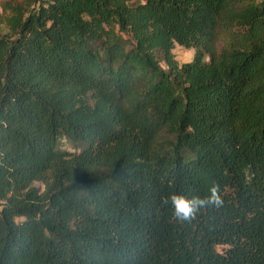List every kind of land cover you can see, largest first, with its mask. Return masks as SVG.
Instances as JSON below:
<instances>
[{
  "label": "trees",
  "instance_id": "trees-1",
  "mask_svg": "<svg viewBox=\"0 0 264 264\" xmlns=\"http://www.w3.org/2000/svg\"><path fill=\"white\" fill-rule=\"evenodd\" d=\"M0 264H264V0H0Z\"/></svg>",
  "mask_w": 264,
  "mask_h": 264
},
{
  "label": "clouds",
  "instance_id": "clouds-1",
  "mask_svg": "<svg viewBox=\"0 0 264 264\" xmlns=\"http://www.w3.org/2000/svg\"><path fill=\"white\" fill-rule=\"evenodd\" d=\"M165 204H170L175 216L181 220H189L202 207L221 206L223 200L218 194V187L212 185L209 189V194L206 197L186 196L182 193L172 192L164 199Z\"/></svg>",
  "mask_w": 264,
  "mask_h": 264
},
{
  "label": "rangeland",
  "instance_id": "rangeland-1",
  "mask_svg": "<svg viewBox=\"0 0 264 264\" xmlns=\"http://www.w3.org/2000/svg\"><path fill=\"white\" fill-rule=\"evenodd\" d=\"M136 2H141L142 0H135ZM4 32H6L7 30L5 28H3ZM173 55L175 57V60L177 61V63L179 65L189 62L192 60L193 55H194V50L193 49H186L178 44H175L174 49H173ZM65 149H68L69 146L65 145L64 146ZM36 186H38L40 188L41 185L36 184ZM42 189V186H41Z\"/></svg>",
  "mask_w": 264,
  "mask_h": 264
}]
</instances>
